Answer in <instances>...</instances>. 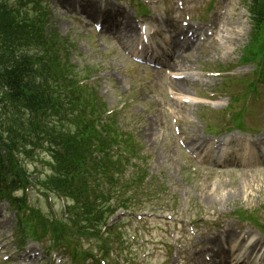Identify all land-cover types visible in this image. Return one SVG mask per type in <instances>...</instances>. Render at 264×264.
I'll return each mask as SVG.
<instances>
[{"label":"rangeland","instance_id":"rangeland-1","mask_svg":"<svg viewBox=\"0 0 264 264\" xmlns=\"http://www.w3.org/2000/svg\"><path fill=\"white\" fill-rule=\"evenodd\" d=\"M113 1V0H112ZM122 2L125 4L127 3L125 0H122ZM190 6L193 5H197L195 0H188ZM52 4L53 6H55V8L53 9V13L52 15V22L54 24H59V25H63L64 23H72V24H76V27H72L69 31L65 32L68 34H76V33H83L86 32L88 30H92V27L90 26L91 23H88L87 27H83L81 25V22L83 20H88L85 16V14L83 13V16L80 15H75V14H81L82 12L76 9H67L64 6H62L61 4H59L57 2V0H52ZM170 7H173L172 5ZM127 8L132 12L133 8L132 6L129 4L127 6ZM249 26L247 24H245V30L238 36H244L242 39V44H236L234 47H226L224 50V53L221 54L219 56L220 59H223L226 63H233V62H237L239 57L241 56V52H239V50H242L245 45L247 44L249 37L247 38L246 36H249ZM246 37V38H245ZM213 44V43H212ZM209 44L208 47L204 46L202 48L199 49L200 45H197V48L194 50V52L192 54H201L200 55V63H204V65L207 66H213L216 65L218 63V61H214L213 59V55L215 54H211V56H209V58H205V53L210 51V48L212 47ZM214 46V45H213ZM197 51V52H195ZM111 56V55H110ZM228 56V58H227ZM123 61V60H122ZM221 63H223V61H219ZM88 64V62L86 61V65ZM109 64V63H108ZM124 64V61H123ZM199 67V66H198ZM200 68V67H199ZM201 69V68H200ZM249 70H253V66L248 67ZM204 71H209L208 68H204L202 69ZM123 73L126 75L127 78H130L131 76H133V73L130 71H126L123 68ZM237 72L239 73H244L247 72L246 70H241L240 68H238ZM109 88H111V92H110V97L112 100H116V98L119 96L120 94V90L117 89V86L114 83L108 84ZM169 85H167V87L165 89H168ZM156 92V90H155ZM205 96H208V94L205 92ZM140 102H142L140 100ZM206 107L212 111H217V110H213L211 109L209 106H199L198 110H197V122H195V118L196 117V113H190L191 118L193 119L192 122H188L190 123H196V126L200 127V130L203 131V126L204 123L202 121V119L199 116V113L202 112V110H200L201 108ZM187 108V106L185 107ZM219 111V110H218ZM159 114V113H158ZM203 116H207V117H213L212 114H204ZM156 120L160 121V124L157 125L160 128L158 129V131L156 132L157 135L159 136H163L164 134H168L170 132L171 136H172V130L170 127H168V122L166 121L165 118H163L162 114H159L158 116H155ZM247 120H250L249 117H247ZM252 122V121H251ZM257 123V122H255ZM258 127L259 130L263 131L264 130V106L262 108L261 111V122L260 125L259 123ZM158 128V127H157ZM145 148H151L152 153L156 154L155 157V164L152 167L153 170H155V174L156 175H162L163 177H165L167 180L173 182L174 184H181L182 180H181V176H178V174L173 178L170 175V172H173L174 170L170 169V167H174L175 165L180 166V161H181V167H183L184 165H188V173L190 172V177H192L193 179L187 184V189L189 190V194L186 198L190 197L191 193L194 192L193 191V187L199 182V183H203V182H207L210 186H209V190H208V195H209V201L208 203L210 205L213 206H217L220 205L226 198V196L228 194H225L223 192L224 187L228 186L227 184H224L222 182H224L226 179H229L231 177V175H224V174H220V176L218 174H216V172H213L211 169L207 168V167H197V169L195 171H193L192 169L194 167L191 166V164L189 162H187L186 158L183 156L181 158V153L179 151H174L171 152L170 150L168 152H166V150H162L157 143H153L151 140L150 141H146L145 140ZM166 152V153H165ZM165 153V156H163V154ZM48 154H43L42 156L46 157ZM39 164V163H38ZM44 163L43 164H39L40 167H43L44 169ZM191 169V170H189ZM242 178H244V182L242 184V188L237 190L234 192V194L236 193V196L231 195L228 200L225 202V204L223 205V210L226 214H231L233 210L236 209L237 212H246L248 215L250 213H258V215L261 217V220L264 223V169L260 170V171H256V172H248V175L246 177L245 174H240L238 175V179L237 182L235 183L236 187L241 185V180ZM222 183V184H221ZM197 187L200 191L203 192V187L199 184H197ZM227 189L225 188L224 191H226ZM193 194V193H192ZM178 196L180 197V189H179V194ZM181 200V198L179 199V201ZM33 205H35L36 207L41 208L43 211H51V213L54 214L53 210L51 208H49L44 199L43 198H34L32 196V202ZM193 206H203L206 207L208 205H206L204 202H202L198 197L195 200V202H193L192 204ZM53 207L56 210V213L60 216H64L62 214V212H60V204L58 201H55V204L53 205ZM3 211V209H1ZM235 218H237L236 215H234ZM92 243V240L90 239H86L84 240V245L85 247L90 246V244ZM64 259L61 260L59 262V264H66L71 262L70 258L67 257V255H64Z\"/></svg>","mask_w":264,"mask_h":264},{"label":"bare ground","instance_id":"bare-ground-1","mask_svg":"<svg viewBox=\"0 0 264 264\" xmlns=\"http://www.w3.org/2000/svg\"><path fill=\"white\" fill-rule=\"evenodd\" d=\"M81 7H86V5L84 6V5H81ZM125 16H127V18L128 19H132L127 13L122 17V19L125 17ZM133 20V19H132ZM130 32V30H127V31H125V32H123L124 34H126V33H129ZM153 33L155 34L156 33V31H153ZM226 41H231V38H229V36H227V34H226ZM236 39V38H235ZM232 40H233V37H232ZM222 44H226L225 42H222ZM172 90H173V94L175 95V94H179L180 93V95H182V96H186V97H191V98H193L192 97V94H191V92H189V91H187V87H186V85H185V83H183V82H181V81H173L172 80ZM202 104H203V102H202ZM170 108H171V112H173V109H174V106L173 105H171L170 106ZM194 111V110H193ZM244 178H242V180H241V185L236 189V191L238 190V189H240V188H242V184H243V182H244ZM247 232V231H246ZM245 235V234H244ZM235 241L236 240H232L231 241V243H229L228 244V247H229V249H230V251H231V255H235L236 254V252H235V246H236V244H235ZM247 242H249V237H247V240H246ZM250 248H251V250H250V255H253L256 251H260L262 248H264L263 247V245H262V242H261V240L259 239V238H257L255 241H254V243L250 246ZM223 249L225 250V246H223ZM261 258V257H260ZM259 258V259H260ZM247 261V260H246ZM245 261V262H246ZM264 264V263H263Z\"/></svg>","mask_w":264,"mask_h":264},{"label":"trees","instance_id":"trees-1","mask_svg":"<svg viewBox=\"0 0 264 264\" xmlns=\"http://www.w3.org/2000/svg\"><path fill=\"white\" fill-rule=\"evenodd\" d=\"M254 2L259 5L258 9L264 15V0H254Z\"/></svg>","mask_w":264,"mask_h":264}]
</instances>
